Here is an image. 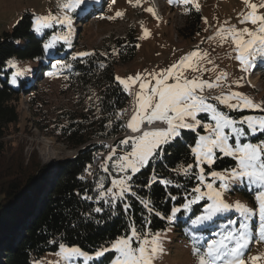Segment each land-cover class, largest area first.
I'll return each instance as SVG.
<instances>
[{
	"label": "snow or ice",
	"instance_id": "6c2138e0",
	"mask_svg": "<svg viewBox=\"0 0 264 264\" xmlns=\"http://www.w3.org/2000/svg\"><path fill=\"white\" fill-rule=\"evenodd\" d=\"M173 2L193 5L196 10L200 8L196 0H169V3ZM136 3L139 6L140 0H136ZM244 3L249 11L246 14L241 13L240 23H250L254 27L237 28L225 21L209 39H218L220 44L231 42L236 53L234 59L239 62L240 70L248 73L256 67L258 59L264 62V13L258 11L264 8V3L257 5L251 0H244ZM59 7L63 12L62 16L49 13L34 17L33 30L38 34L53 28L54 25L65 26L68 30L66 33H54L45 43V49L54 47L59 41H69L72 32V16L69 13H87L90 2L62 0ZM145 10L156 15L152 7ZM120 15L122 13L118 12L117 16ZM205 22L207 23L206 18ZM149 35L150 32L145 29L142 38ZM93 54L81 52L77 55L86 57ZM208 56V52L197 46L195 50L159 71L145 70L135 76L115 78L123 90L133 96L134 107L124 127L135 135L127 136L115 147L110 146L107 160L112 161L111 167L115 169L116 174L109 172L107 164L101 166L111 177V186L105 188V178L101 177L96 184V201H103L110 208H114L118 201L122 202V208L127 213L132 207L128 202L129 197H136L150 215L155 214L169 223L175 222L178 214L190 212L192 205L201 200L208 201L204 213L194 221L197 225L207 224L214 218L234 210L239 214V221L229 220L222 231L214 233L215 238L203 242L199 237H192L193 255L197 257L198 264H246L244 257L250 251V245L253 242H264V139H258L256 142L252 139L258 134L264 135V114L245 115L237 119L220 110L216 104L208 102L209 97L203 95L205 90L219 86L218 82L226 80L228 76L226 72H222L214 84L202 79L201 75H196L206 70L202 62ZM208 62L211 63L210 60ZM9 66L15 67V64L10 63ZM58 66L71 68L70 64L61 65L59 61L52 67L55 69ZM22 75L24 71L17 69L12 82L15 83L16 77ZM48 75L53 76L56 73L49 72ZM233 83L239 85V81ZM214 99L231 111L249 110L264 113V101L256 102L242 92L230 91L227 95L221 94ZM127 113V109L119 111L116 118L122 119ZM202 113L207 114L212 123L198 119ZM156 124L163 126L153 127ZM201 127L205 135L196 131ZM182 130L196 132L194 145H189L194 162L180 164L172 171L177 176L194 177L198 183L184 195L181 204L174 205L170 213L164 216L154 210L150 199L138 197L134 190L133 177L148 167L150 162L162 159L165 146L181 138ZM117 150L120 155H117ZM218 152L222 156L231 157L236 162L235 166L206 173L205 166L211 169L220 158ZM216 181H220L219 188L214 186ZM156 182L165 188L181 187L178 183L174 184L173 179L159 178L154 171L144 186L150 188ZM236 182L246 183L249 190L253 191L256 209L241 202L229 204L224 200L223 193ZM169 195L173 201L177 199ZM83 198L93 199L88 195ZM94 211L101 213L103 208L96 207ZM253 218H257L255 226L252 223ZM150 223V220H146L145 224L137 229L133 221L125 234L109 242L107 247L102 245L92 254L85 253L78 246L60 244L58 255L64 258L66 264H76L78 258H83L85 264H88L89 261L98 260L109 252L114 253L110 264H155L165 252L164 243L170 229L153 232L148 227ZM261 261H264V253L248 257L249 264H258Z\"/></svg>",
	"mask_w": 264,
	"mask_h": 264
},
{
	"label": "trees",
	"instance_id": "16d2710c",
	"mask_svg": "<svg viewBox=\"0 0 264 264\" xmlns=\"http://www.w3.org/2000/svg\"><path fill=\"white\" fill-rule=\"evenodd\" d=\"M83 14H80L82 21L87 17ZM202 18L201 11L190 13L185 27L187 31L183 33L184 29H182V35H189L186 32L194 34L200 32ZM33 23L34 14L28 10L22 14L12 30L0 31V195L2 196L0 198V255L4 250L3 257H5L0 259V264H32V257L41 260L43 254L58 250L60 244L78 245L85 251L95 252L102 245L107 247L109 242L125 234L133 221L137 229H140L146 220L151 221L148 227L153 232L170 229L169 231L173 230L175 235L180 237V241L190 243L192 247H187L186 250L198 262L197 257L193 255L192 237H199L203 242L215 238L214 233L222 231L229 220L239 221L240 217L236 211L220 215L207 224L197 225L194 221L197 216L204 213L208 201L201 200L192 205L190 212L178 214L176 221L172 223L155 214L150 215L136 197H129L128 202L132 207L127 213L122 208V202L118 201L114 208H110L103 201L97 203L98 180L104 177L105 188L111 186V177L103 171L101 166L107 164L109 172L116 174L115 169L111 167L112 161L107 160L110 151L97 170L92 173L91 178L84 177V173L93 163L95 151L104 146L92 140L117 138L126 130L125 115L122 119H117L116 113L125 110L128 95L115 79L117 77L115 66L120 61L126 62L133 59L137 50V35L132 33L127 38L115 39L114 44L105 52L93 51L88 52L94 53L93 55L79 57L77 55L81 51L79 44L75 38L71 37L68 42L59 41L54 47L45 49V43L58 32L57 25L38 34L33 30ZM55 56L71 61L72 72H67L70 74V81L74 78L75 84H82L86 88L96 90V104L81 113H72L66 123L56 128V133L78 152L60 164L57 180L55 179L52 183L54 186L52 191L43 200L42 207L30 226L25 227V234L17 236V230L29 215H25L26 207L32 204L29 195H35L41 189V179L34 180L35 174L32 175L31 168L33 166L9 165L7 167L6 165L5 167L3 163V158L6 157L4 143L6 130L20 119L18 110L20 94H24L26 103L27 101L37 103V95L34 93L35 85L33 87L26 81L25 74L16 77L15 83L12 82V77L17 69L28 71L29 67L23 69L22 66L25 64L28 66L27 63L37 61H40L41 68L49 73L51 68L47 67L51 65L50 59ZM10 63L15 64V67H10ZM35 104L29 106L31 111ZM220 109L237 119H239L238 116H244L249 112L231 111L221 106ZM199 116L210 120L207 114L202 113ZM196 131L202 134L204 129L201 127ZM196 138V132L182 130L181 138L165 146L162 159L150 162L148 167L133 177L134 190L138 193V197L150 199L154 210L164 216L170 213L174 205L181 204L184 195L198 183L194 177L177 176L172 171L180 164L194 162L189 145H194ZM259 138L264 139V135L258 134L252 139ZM119 141L112 147H115ZM117 155H120L119 150ZM217 155L220 158L211 169L205 166L206 173L211 170L231 169L235 166L236 162L231 157L222 156L219 152ZM153 171L159 178L173 179L174 184L178 183L181 187L165 188L159 182L153 183L150 188L145 187ZM24 177L28 178L27 181ZM28 187L32 190L23 193V190ZM248 190L246 188L245 191L248 195V203L254 206L252 205V203L256 204L254 193ZM231 191L235 192L233 189ZM169 194L177 199L173 201ZM85 195L93 199L86 200L83 198ZM96 207L103 208V211L96 213L94 211ZM256 220L253 218L252 223L254 224ZM253 232L255 233V227ZM113 256L112 252L106 253L104 257L95 260L92 264H110Z\"/></svg>",
	"mask_w": 264,
	"mask_h": 264
},
{
	"label": "rangeland",
	"instance_id": "374dc122",
	"mask_svg": "<svg viewBox=\"0 0 264 264\" xmlns=\"http://www.w3.org/2000/svg\"><path fill=\"white\" fill-rule=\"evenodd\" d=\"M61 2L62 0H0V31L12 30L22 14L28 10L34 14V17L49 13L62 16L63 12L59 7ZM89 2L90 8L87 13L83 14V16L87 15L83 21L80 17L81 12L69 13L72 16L70 37L75 38L78 42L81 50L79 53L105 52L109 46L114 44L115 39L127 38L132 33L137 35L136 53L132 60L117 63L115 66L117 77L135 76L145 70L159 71L175 63L198 46L208 52L209 56L202 62L203 68L206 70L202 74L196 73V75H201L202 79L216 84V78L222 72H226L228 74L227 79L232 82L229 84L226 82L227 79L221 80L218 82L219 86L213 87V92L207 94L204 92L203 95L206 94L205 96L209 97L208 102L216 104L219 108L220 106L226 107L219 104L214 98L221 94L227 95L230 91L242 92L252 97L256 102L264 101V62L258 59L256 67L251 72L244 73L240 70L239 62L234 59L236 53L233 51L234 45L231 42L220 44L218 39H209L215 35L221 25H224L225 21L237 28L254 27L250 23H240L241 13L246 14L249 11L244 0H196L200 5L198 11L202 12V29L196 34L186 32L189 35H182V29H184L183 33L187 31L185 29L186 21L190 13L197 11L193 5L169 3V0H140L139 6H137L136 0H131V2L130 0H115V2L113 0H89ZM251 2L259 5L264 3V0H251ZM149 7L155 10L156 15L145 10ZM258 11L264 13V8ZM118 12L122 15L117 16ZM57 29V33L68 31L62 25H57ZM145 29L150 32V35L142 38ZM209 60L211 63L208 62ZM57 61L61 65H71L70 60L62 59L59 56L50 59L51 65L47 68H51L50 72L56 73L53 76H49L41 68L40 61L29 62L27 63L28 66L26 64L22 66L23 69L29 67L31 71H24V74H26V81L33 87L35 85L34 93L37 95V103L31 101L26 103L24 94H20L18 99L19 122L9 126L4 138L6 149V157L3 158L4 166H33L31 168L32 175L35 174L34 180L41 179V189L35 195H29L32 204L28 205L25 211V215H29L25 220L23 219L24 222L17 230V236L25 234V227L30 226L34 217L37 216L38 210L42 207L43 200L52 191L54 187L52 183L55 182L60 171V164L78 152L77 149L71 148L60 134L56 133V128L60 124L66 123L67 118L72 113H81L91 105L96 104V90L86 88L82 84H75L74 78L70 81V74L67 72L71 73L72 67L61 68L58 66L54 69L52 63ZM36 72L37 74H35ZM252 80L257 84H253ZM234 81H239V85L233 83ZM223 84L225 85L224 88H222ZM130 102L132 101L130 100ZM33 104L35 106L31 111L29 106ZM262 114L264 113L259 111H249L245 115ZM241 117L243 115L238 116V118ZM198 119L205 123H212L211 120L202 119L200 116ZM205 134L204 131L201 135ZM101 140L107 141L95 138L92 142ZM256 141L253 140V142ZM108 152H101V157L104 158ZM97 157L99 159L100 156L96 155L95 159ZM93 167L94 163L85 175L92 174L94 172ZM41 173L44 174L43 177H41ZM27 179L24 177L25 181ZM214 186L219 188L220 181H216ZM246 188H248L246 183H233L223 193V198L229 204L241 202L256 209V204L252 203L254 206H251L248 203ZM28 190H32V188L24 189L23 193H27ZM248 191L250 192V190ZM256 223L257 220L253 225ZM206 241L204 240V242ZM187 247H192V245L180 241V237L175 235L173 230L167 231L164 243L165 252L155 261V264H198L191 253L186 250ZM83 251L89 254L94 253ZM59 252L60 248L43 254L41 257L42 264H66L64 258L58 255ZM1 253L0 259H4V250ZM260 253H264V242H253L250 245V251L244 257L246 264H249L248 257ZM93 262L95 261H89L88 264ZM76 264H85V262L83 258H78ZM258 264H264V261L258 262Z\"/></svg>",
	"mask_w": 264,
	"mask_h": 264
},
{
	"label": "built area",
	"instance_id": "2783aa9c",
	"mask_svg": "<svg viewBox=\"0 0 264 264\" xmlns=\"http://www.w3.org/2000/svg\"><path fill=\"white\" fill-rule=\"evenodd\" d=\"M228 83V82H227ZM228 85V84H227ZM226 85V86H227ZM206 91L207 92H212V89H206ZM163 125H160V124H156V125H153V127H162ZM128 134H133V133H131V131H128L127 132ZM96 155H99L100 157H99V159H98V157H97V159H94V167H93V169H96V167H97V164L100 162V160H101V155H100V152L99 151H97L96 152ZM95 155V156H96ZM86 173H84V176L85 177H89V175H85ZM31 262H32V264H42V262H41V260L40 259H36V258H34V257H32L31 258Z\"/></svg>",
	"mask_w": 264,
	"mask_h": 264
},
{
	"label": "bare ground",
	"instance_id": "6f19581e",
	"mask_svg": "<svg viewBox=\"0 0 264 264\" xmlns=\"http://www.w3.org/2000/svg\"><path fill=\"white\" fill-rule=\"evenodd\" d=\"M250 72H251V71H250ZM252 82H253V84H255V85L257 84V83H256L255 81H253V80H252ZM132 98H133V97L130 95V99H131V100H132ZM131 106H132V102H129V103L127 104V110H128V112L131 110Z\"/></svg>",
	"mask_w": 264,
	"mask_h": 264
}]
</instances>
